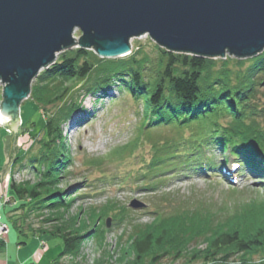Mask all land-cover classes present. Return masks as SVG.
<instances>
[{"label":"trees","instance_id":"16d2710c","mask_svg":"<svg viewBox=\"0 0 264 264\" xmlns=\"http://www.w3.org/2000/svg\"><path fill=\"white\" fill-rule=\"evenodd\" d=\"M138 55L108 61L101 60L92 51L75 49L63 54L59 63L42 72L33 86V101L39 110L53 106L56 112L45 123V138L37 143L34 141V145L39 146L37 154L30 156L27 162L33 169L35 183L12 184L10 201L20 206L17 209V205L10 207L23 214L13 223L21 235L28 229L34 237L50 236L63 241L64 251L54 264H60L66 257L77 258L86 241L106 235V220L113 213V222L118 225L128 219L125 211H116L117 207L112 203L91 210L87 216L82 212L71 214L75 200L69 199V194L60 187L62 177L72 173L67 169L72 159L63 127L78 102L73 98L70 101L63 99L66 83H83L87 95L96 94V90L106 83H122L130 95H139L146 102L147 131L142 129V135L164 127L177 130L176 142L165 144L161 152L155 148L160 156L167 157L151 163L153 168L176 159L179 160L175 165L177 168H187L206 176L218 168L214 160H208L207 152L218 150L234 156L240 169H244L242 172L250 175L247 169L253 163L249 169L253 171L252 175L264 174V130L256 129L258 124L253 121L264 120V104L258 102L264 87V54L247 67L245 74L234 77V81L226 66H222L221 74L217 73L214 70L216 64L208 59L163 52L165 57L162 55L161 60L166 66L159 64L151 68ZM235 80L237 85H234ZM137 144L135 141L119 148L111 158L120 157L123 161L137 149ZM248 152H255L252 158H257L260 165L249 159ZM23 158H15L13 166L17 167ZM159 209L151 213L155 217L153 226L136 232L131 245L135 260L129 264H148L147 259L152 256L154 259L150 264H159L161 257L171 258L175 254L172 246L168 247L163 241L164 235L158 237V232H164L167 227L175 230L173 238L182 241V250L200 241L209 244L205 251L195 248L200 254L194 255L191 263L199 256L206 264H226L236 256L253 255L264 249V198L240 201L239 204L225 203L219 210H215V205L201 202L178 204L170 214L161 213ZM32 217L40 220L41 226L34 228L28 224L26 227ZM97 222L98 225L102 223L98 230ZM5 246V242H0L1 249ZM180 252L173 258L186 257L181 255L183 253L178 255ZM159 254L161 257H156ZM97 264H101L100 261Z\"/></svg>","mask_w":264,"mask_h":264},{"label":"rangeland","instance_id":"374dc122","mask_svg":"<svg viewBox=\"0 0 264 264\" xmlns=\"http://www.w3.org/2000/svg\"><path fill=\"white\" fill-rule=\"evenodd\" d=\"M81 36V32L76 31L74 38L78 40ZM158 49L162 50L150 36H142L132 40L129 57L139 54L140 60L149 64V67L156 68L159 64H163L161 59L163 52L166 51L160 52ZM73 50L75 49L60 54L55 64L59 63L63 54ZM263 54L264 52L256 58L243 60L229 55L222 59L208 60L216 64L214 70L217 73L221 74L223 67L226 66L234 81V77L245 74L247 67ZM165 64L163 65L166 66ZM148 73L147 69L146 74ZM235 81L234 85H237L238 81ZM111 83H106L102 89L98 88L96 94L91 96L87 95L83 83L70 82L63 86V92H65L63 99L70 101L73 98L78 103L72 108L70 119L63 127L72 159L67 169L72 173L62 177L60 187L67 195L69 194V199L75 200L71 207L73 215L82 212L87 216L91 210H99L112 203L117 207L116 211L120 209L125 211L128 219H125L126 222L122 225H118L113 222L115 214L113 213L106 220V235L98 240L86 241L77 258L66 257L60 264H97L99 261L101 264L132 263L135 260L131 250L133 238L138 230L153 226L155 217L151 213L159 208L161 213L170 214L174 207L178 208V204L201 202L212 207L215 205V210H219L225 203L239 204L240 201L249 202L264 198V174L252 175L253 171L247 169V172H251L249 175L242 172L243 168L235 171L233 168L235 159L230 153L224 151L210 152L216 156L214 161L218 164V168L206 176L187 168H177L175 165L179 163V160L176 159L165 162L163 166L151 167L154 161L164 160L167 157L160 156V152L165 144H170L173 140L176 142L174 137L177 136L178 131L164 127L149 130L142 135V129L147 131L148 121L144 98L138 97L139 95L136 97L130 95L129 89L122 83ZM33 86L30 98L21 106V122L17 127V135L10 131L9 126L5 127L0 122V242L6 244L4 249L0 248V263L3 262V264H54L64 251L63 241L59 238L40 235L34 237L28 233V229L25 235H21L13 226L14 221L21 218L23 214L21 211L15 212L20 204L10 201L12 199L10 187L12 184L35 183L33 169L27 162L30 156L37 154L39 146L34 145V141L37 143L45 138L43 134L45 123L50 115L56 112V107L53 106L46 110H39L33 101L35 96ZM3 88L0 82V107L3 101ZM107 92H111L112 96L104 97V93ZM260 96L259 105L264 104V87ZM85 110L93 115L82 119L83 125L76 127L73 118L75 120V116L84 115ZM253 121L258 124L256 129L264 130V120ZM135 141L138 147L132 155L124 158L123 161L120 157L111 158L116 150ZM155 148L160 151V154ZM168 152L170 151L163 153ZM174 152L180 153V151ZM22 156L24 158L18 164L19 166L14 167L13 160ZM206 156L210 157L208 154ZM96 161L103 162L96 165ZM224 162L229 170L237 172L236 177L240 175L236 180L232 181L233 176L229 174V171H227L229 176L223 175L220 168L224 167ZM155 171L158 173L155 174ZM136 201L144 206L136 210L132 209L130 206ZM16 205V209L11 211L10 206ZM108 220H111L110 226H108ZM20 221L24 223L23 220ZM39 221L32 217L25 226L31 224L34 228H38L41 226ZM101 224L96 223L97 230ZM167 228L164 232L159 231L158 237L164 235L163 241L168 243L167 246H172L175 254L181 251L178 255L183 253L181 255L186 257H178L180 259L177 260L176 257L173 258L175 254L171 258H163L162 254H159L156 256L161 257L158 259L159 264H206L203 259L198 258L199 256L194 263L190 261L194 255L200 254L196 251L197 249L205 251L209 244L200 241L197 245H188L189 248L184 247L185 249L182 250V241L178 242L173 238L175 230ZM184 233L188 234L186 231ZM196 247L198 248L195 249ZM153 257L147 259L148 264L153 261ZM226 264H264V249L257 254L236 256Z\"/></svg>","mask_w":264,"mask_h":264},{"label":"water","instance_id":"95a60500","mask_svg":"<svg viewBox=\"0 0 264 264\" xmlns=\"http://www.w3.org/2000/svg\"><path fill=\"white\" fill-rule=\"evenodd\" d=\"M145 35L170 53L254 58L264 52V0H0V122L17 135L33 83L61 53L123 58Z\"/></svg>","mask_w":264,"mask_h":264},{"label":"bare ground","instance_id":"6f19581e","mask_svg":"<svg viewBox=\"0 0 264 264\" xmlns=\"http://www.w3.org/2000/svg\"><path fill=\"white\" fill-rule=\"evenodd\" d=\"M145 36H147V35H145ZM156 45H157V44H156ZM131 46H132V41H131ZM157 46H158V45H157ZM158 47H159V46H158ZM159 48H160V47H159ZM75 49H76V48H75ZM161 49H162V48H161ZM162 50H164V49H162ZM165 52H166V53H170V52H167V51H165ZM61 54H62V53H61ZM129 54H130V53L126 54L125 57H123V59H124V60H125V59H128V58H129ZM171 54L185 55V54H182V53H171ZM226 55L231 56L229 53H227ZM185 56L195 57V56H191V55H185ZM58 57H59V55L57 56V58H58ZM231 57H232V56H231ZM254 58H256V57H254ZM115 59H117V58H115ZM202 59H205V58H202ZM207 59H209V58H207ZM249 59H251V58H249ZM109 60H113V59H109ZM212 60H217V59H212ZM54 65H55V64H54ZM51 67H52V66H51ZM51 67H50V68H51ZM48 70H49V69H48ZM40 74H41V73H40ZM103 87H104V86H103ZM103 87H102V88H103ZM102 88H101V89H102ZM104 94H105L104 97H110V96H112L111 92H107V93H104ZM108 94H109V95H108ZM92 95H95V94H92ZM89 96H91V95H89ZM92 115H93V114H92V113L90 114V112H89L88 110H85V114H84V115H80V116L77 115V116H75V120H74V118H73L74 125H75L76 127H77V126L79 127L80 124L83 125V124H82L83 121H81V120L84 119L85 117H86V119H87V118H90V116H92ZM94 116H95V115H94ZM93 118H94V117H93ZM211 152H212V151H211ZM225 153H229V152H226V151H225ZM207 154L210 156V157H208V160H211V161H212V160H214L215 157H216V156L212 155V154L210 153V151H208ZM254 154H255V152H248L249 159H250V160L253 159V162H254V163L260 165V163H259L258 160H255L254 158H252V155H254ZM230 155H231V154H230ZM211 156H212V157H211ZM242 157H243V156H242ZM233 158L236 160V158H235L234 156H233ZM242 161H244V159H242L241 162H242ZM214 162L216 163V161H214ZM256 164H254V165H256ZM217 165H218V164H217ZM248 167H249V169L252 168V167H253V163H252V165H249ZM233 168H235V171H236V170L240 169L241 166L235 162V165H234ZM220 169H221V171L223 172V175H224L225 177H226V176H229L228 173H227V171H229V174H230V175L232 174L231 176H233L232 181L236 180V179L240 176V175H239V176L236 177L235 175L237 174V172H236V173L233 172L234 170L232 171V169L229 170V168H227V167L225 166V162H224V167H221ZM250 173H251V172H250ZM251 174H252V173H251ZM251 174H250V175H251ZM256 174L258 175L259 173H256Z\"/></svg>","mask_w":264,"mask_h":264},{"label":"crops","instance_id":"0c3cea01","mask_svg":"<svg viewBox=\"0 0 264 264\" xmlns=\"http://www.w3.org/2000/svg\"><path fill=\"white\" fill-rule=\"evenodd\" d=\"M12 211V210H11ZM6 262V261H5ZM0 264H3V262L2 263H0Z\"/></svg>","mask_w":264,"mask_h":264}]
</instances>
